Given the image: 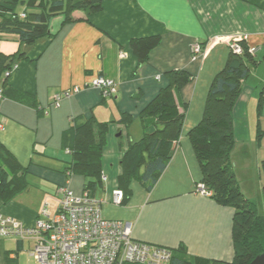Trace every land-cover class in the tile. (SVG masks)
<instances>
[{
  "label": "crops",
  "instance_id": "crops-1",
  "mask_svg": "<svg viewBox=\"0 0 264 264\" xmlns=\"http://www.w3.org/2000/svg\"><path fill=\"white\" fill-rule=\"evenodd\" d=\"M70 15L67 22L63 15L51 19L49 37L20 44L25 57L14 61L6 80L7 87L30 98L0 99V167L6 171V181L18 178L12 183L13 192L4 194L8 199L0 196V213L30 227L43 200L56 195L60 186L81 194L84 179L67 172L71 127L91 117L120 123L125 113L131 118L129 145L143 134L142 108L169 83L166 72L186 70L192 79L175 94L184 113L182 128L156 182L148 189L133 175L131 195L116 205L111 193L118 183L107 179L94 197L104 219L130 224L134 240L167 247L183 258L231 261L234 210L194 193L201 171L187 133L202 117L211 81L230 54L229 43L255 48L256 63L241 81L232 108L229 163L243 197L264 214V0H103L98 11L74 10ZM149 36H159L160 42L138 65L128 43ZM193 42L204 49L195 60L190 58ZM95 76L116 81L117 92L102 98L99 91L86 88L63 99L59 107L51 105L59 91L84 86ZM7 155L16 163L7 161ZM102 200L109 204L107 210ZM12 239L0 237V264H18L14 251L22 250L25 240L20 244L17 239L11 250L6 240Z\"/></svg>",
  "mask_w": 264,
  "mask_h": 264
},
{
  "label": "trees",
  "instance_id": "trees-1",
  "mask_svg": "<svg viewBox=\"0 0 264 264\" xmlns=\"http://www.w3.org/2000/svg\"><path fill=\"white\" fill-rule=\"evenodd\" d=\"M103 0H0V37L15 35L20 44L31 45L49 37L50 21L57 15L64 22L71 20L74 10L87 13L101 9ZM21 13L24 14L21 17ZM159 36L137 37L129 41V47L143 64L150 51L159 44ZM242 53L230 51L224 66L215 74L208 88L201 119L189 129L187 135L198 160L201 179L211 191L210 198L234 210L232 217V240L234 255L231 261L213 260L199 256L183 258L172 253L170 264H248L255 256L264 253V214L257 212L253 202L239 191L234 172L229 163V151L234 142L232 134V108L239 94L241 81L248 77L250 65L256 62L247 47L240 44ZM203 48V44H201ZM15 57H25L18 51L6 54L0 50V98L12 96L19 101L29 100V95L6 86L14 66ZM27 60V58H25ZM169 83L142 108L140 121L141 138L131 142L120 161L121 171L117 177L118 189L122 191L121 203L131 195L130 182L134 175L151 188L168 163L176 139L180 135L184 113L179 111L176 92L191 81L186 70H169ZM259 103V107H260ZM130 116L122 114L120 123L128 124ZM107 122L91 117L70 129L72 141L66 147L71 159L68 173L84 179L83 191L94 197V191L102 188V150L106 140ZM262 136L258 129L257 137ZM6 160L15 164L14 158ZM142 168L140 174L138 170ZM264 198V164L262 166ZM6 181V171L0 167V196L4 200L16 188L14 179ZM120 203V204H121Z\"/></svg>",
  "mask_w": 264,
  "mask_h": 264
},
{
  "label": "built area",
  "instance_id": "built-area-1",
  "mask_svg": "<svg viewBox=\"0 0 264 264\" xmlns=\"http://www.w3.org/2000/svg\"><path fill=\"white\" fill-rule=\"evenodd\" d=\"M229 47L236 54L243 51L238 42H230ZM189 49L191 60L204 52L198 42H193ZM247 51L254 54L256 50L249 47ZM124 56L120 52V57ZM86 88L99 91L102 98H109L118 87L113 79L95 76L84 86L74 85L59 91L51 105L59 107L63 99ZM107 179V174L101 171L100 180L106 182ZM194 193L211 196V191L200 181L195 184ZM121 200L122 191L113 190L112 203L118 205ZM0 237L33 240L32 264H170L172 259L171 249L134 240L128 222L104 219L97 198L87 191L76 195L65 185L59 187L56 195L43 200L30 227L0 213Z\"/></svg>",
  "mask_w": 264,
  "mask_h": 264
},
{
  "label": "rangeland",
  "instance_id": "rangeland-1",
  "mask_svg": "<svg viewBox=\"0 0 264 264\" xmlns=\"http://www.w3.org/2000/svg\"><path fill=\"white\" fill-rule=\"evenodd\" d=\"M1 51L6 54H13L21 50L20 42L14 36L0 37ZM18 57H15L16 60ZM118 119H110L107 122L106 140L102 150V168L108 176V182H117V176L121 171L120 161L128 148V128L126 124H120ZM119 126V127H117ZM130 127V126H129ZM121 130V131H120ZM101 191V189L99 188ZM102 208L107 210L109 204L102 200ZM17 239L6 240L11 250H15ZM33 240H25L22 250L14 251L18 257V264H32L30 251L33 247ZM11 261V260H7Z\"/></svg>",
  "mask_w": 264,
  "mask_h": 264
},
{
  "label": "water",
  "instance_id": "water-1",
  "mask_svg": "<svg viewBox=\"0 0 264 264\" xmlns=\"http://www.w3.org/2000/svg\"><path fill=\"white\" fill-rule=\"evenodd\" d=\"M22 240H18L17 243L22 244ZM248 264H264V253L255 256Z\"/></svg>",
  "mask_w": 264,
  "mask_h": 264
}]
</instances>
